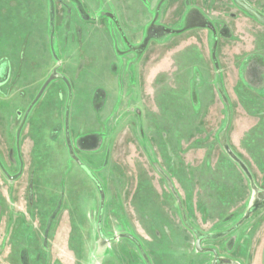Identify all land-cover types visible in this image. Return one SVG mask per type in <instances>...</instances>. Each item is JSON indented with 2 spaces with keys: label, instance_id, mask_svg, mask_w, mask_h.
I'll use <instances>...</instances> for the list:
<instances>
[{
  "label": "rangeland",
  "instance_id": "obj_1",
  "mask_svg": "<svg viewBox=\"0 0 264 264\" xmlns=\"http://www.w3.org/2000/svg\"><path fill=\"white\" fill-rule=\"evenodd\" d=\"M225 141L264 189V25L237 0H0V264H211L182 212L216 234L254 200ZM202 247L264 264V210Z\"/></svg>",
  "mask_w": 264,
  "mask_h": 264
},
{
  "label": "water",
  "instance_id": "obj_2",
  "mask_svg": "<svg viewBox=\"0 0 264 264\" xmlns=\"http://www.w3.org/2000/svg\"><path fill=\"white\" fill-rule=\"evenodd\" d=\"M237 3L240 6V8H242L245 12H247L249 15H251L256 20H258L261 24L264 25V14L256 10L250 3L247 2V0H237ZM53 78L66 79L65 76L61 73L54 74ZM224 148H225L226 153L239 165V167L244 171L247 178L249 179L251 189L254 191V200L251 202V204L249 205V207L247 208L245 212V215L238 223H236L233 227L223 232H216V234H207V233L201 232L200 230H198L196 227H194L191 224L189 219L186 217L184 211L182 212V218H183L184 223L189 228H191V230L195 232L196 234V237H197L196 243H195L196 249L199 252L212 251L214 253L215 258L211 264H227V263H233V262L235 263V261L222 258V256H219L218 251L216 249L202 247V242L204 241V239L226 237L229 233H231L235 229L240 228L245 222L250 220L253 215L264 210V189L257 185L252 173L250 172L246 164L235 154V152L232 150L230 144L227 143V141H225ZM73 157L75 161L78 162L79 166L84 168L87 171V173L92 178V180H94L97 184H99V181L94 176L93 172L87 166H85V164H83L75 154ZM132 240L136 242V244H139L136 239H132Z\"/></svg>",
  "mask_w": 264,
  "mask_h": 264
},
{
  "label": "trees",
  "instance_id": "obj_3",
  "mask_svg": "<svg viewBox=\"0 0 264 264\" xmlns=\"http://www.w3.org/2000/svg\"><path fill=\"white\" fill-rule=\"evenodd\" d=\"M249 64H247V63H245V64H243L242 65V72H244V75H243V80H244V83L246 84V85H248V86H250V87H252L250 84H248V82L246 81V78H245V74H247L248 73V71L251 69V66H249ZM255 71H257V69H253L251 72H255ZM242 79V78H241ZM233 150V149H232ZM234 151V150H233ZM235 152V151H234ZM235 154L243 161V158H242V156L241 155H239V154H237L236 152H235ZM245 164H246V166L248 167V164L245 162V161H243ZM248 169L250 170V168L248 167ZM250 172H251V170H250ZM252 173V172H251ZM252 175H253V173H252ZM253 177H254V175H253ZM255 179V178H254Z\"/></svg>",
  "mask_w": 264,
  "mask_h": 264
},
{
  "label": "flooded vegetation",
  "instance_id": "obj_4",
  "mask_svg": "<svg viewBox=\"0 0 264 264\" xmlns=\"http://www.w3.org/2000/svg\"><path fill=\"white\" fill-rule=\"evenodd\" d=\"M138 246V244H136V247ZM211 253H213V252H211ZM219 256H220V254H219ZM214 258H215V255H214V253H213V260H214ZM213 260H212V262H213ZM211 262V263H212Z\"/></svg>",
  "mask_w": 264,
  "mask_h": 264
}]
</instances>
